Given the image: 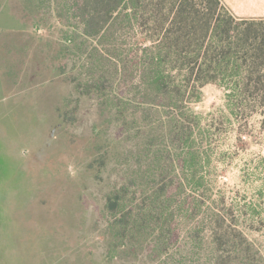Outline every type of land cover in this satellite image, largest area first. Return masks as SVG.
Returning a JSON list of instances; mask_svg holds the SVG:
<instances>
[{
	"label": "trees",
	"instance_id": "1",
	"mask_svg": "<svg viewBox=\"0 0 264 264\" xmlns=\"http://www.w3.org/2000/svg\"><path fill=\"white\" fill-rule=\"evenodd\" d=\"M23 2L35 25L51 31L53 82L70 86L65 106L97 103L84 170L103 202L99 233L108 256L128 264H251L238 245L233 259L221 252L235 244L218 225L226 222L221 212L208 213L207 224L201 216L208 188L199 169L201 122L190 104L215 83L231 110L264 105L261 20L236 16L223 0ZM252 61L263 68L242 70Z\"/></svg>",
	"mask_w": 264,
	"mask_h": 264
},
{
	"label": "rangeland",
	"instance_id": "2",
	"mask_svg": "<svg viewBox=\"0 0 264 264\" xmlns=\"http://www.w3.org/2000/svg\"><path fill=\"white\" fill-rule=\"evenodd\" d=\"M66 1L74 0H58ZM223 1L236 16L261 20L264 29V0ZM23 3L0 0V51L11 54V77L21 88L16 100L0 106V264H128L108 256L99 233L103 202L84 170L97 103L74 99L65 106L70 86L60 80L29 84L38 80L46 57L20 51L24 35L5 32L9 24L2 20ZM253 61L242 70L263 68ZM201 95L190 104L201 122L199 169L208 188L201 216L205 224L208 213L226 218L218 225L235 244H224L221 252L233 259L238 245L251 264H264V105L231 110L225 89L215 83L202 86Z\"/></svg>",
	"mask_w": 264,
	"mask_h": 264
},
{
	"label": "crops",
	"instance_id": "3",
	"mask_svg": "<svg viewBox=\"0 0 264 264\" xmlns=\"http://www.w3.org/2000/svg\"><path fill=\"white\" fill-rule=\"evenodd\" d=\"M2 8H0V11H2ZM2 20L9 24V27H8L9 29L6 30L5 32L8 31L9 33L15 34L16 36H18L19 33L20 35L22 33V35H24V39L29 42L27 43L25 41L24 46H21L22 41L20 39L18 43L20 46L19 48L20 51L22 50L24 53H29V54L33 53V55L37 51L38 55L43 54V56L46 57L45 64H43L40 71H37L38 80L35 81V78H32L31 81H34V82H30L29 84L31 86L42 85L44 83L48 84V83H51L53 79H56L58 72H57V67H56V61L51 56V45H52L51 37L52 36L50 35V32H51L50 29L44 28V27L41 28V27L36 26L33 17L31 15L30 16L28 15L25 4H23L22 8L21 6H19L16 12L11 11V13H9L7 17L2 18ZM27 25L30 28H28ZM5 42L6 41H4V43ZM1 46H2V43H1ZM4 48H5V45L3 49ZM14 50H16V47L15 49H13V51ZM42 51H45V52L49 51V53H44ZM13 53L16 54V52H13ZM2 54H4V50L2 51L1 49L0 51V92L2 94L0 95V106L3 104L4 106L7 107V103L9 102V100L13 98L14 100L17 99L18 94L21 92V88L19 86L20 82H17L16 79L14 80L11 77V73H12L11 69L16 66L14 63H12L13 58L9 56L11 54H8L7 57L3 56L4 58L2 57ZM5 66L7 67L8 71L6 72L4 71L2 73L4 68H6ZM43 69L45 72L43 71ZM9 78H11V80H8ZM10 82H13V83H10ZM8 85L11 86V89L8 88Z\"/></svg>",
	"mask_w": 264,
	"mask_h": 264
},
{
	"label": "flooded vegetation",
	"instance_id": "4",
	"mask_svg": "<svg viewBox=\"0 0 264 264\" xmlns=\"http://www.w3.org/2000/svg\"><path fill=\"white\" fill-rule=\"evenodd\" d=\"M3 108H6V106L2 105V106H1V109H3ZM5 117H6V116H4V118H5Z\"/></svg>",
	"mask_w": 264,
	"mask_h": 264
}]
</instances>
